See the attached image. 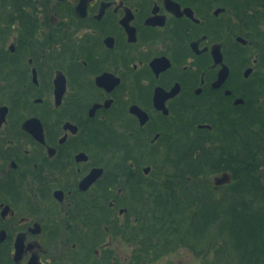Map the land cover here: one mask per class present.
<instances>
[{
  "label": "flooded vegetation",
  "instance_id": "flooded-vegetation-1",
  "mask_svg": "<svg viewBox=\"0 0 264 264\" xmlns=\"http://www.w3.org/2000/svg\"><path fill=\"white\" fill-rule=\"evenodd\" d=\"M196 144L264 151V0H0V259L124 264L126 204Z\"/></svg>",
  "mask_w": 264,
  "mask_h": 264
},
{
  "label": "trees",
  "instance_id": "trees-1",
  "mask_svg": "<svg viewBox=\"0 0 264 264\" xmlns=\"http://www.w3.org/2000/svg\"><path fill=\"white\" fill-rule=\"evenodd\" d=\"M264 151L196 144L165 153L144 183L145 197L132 199L140 248L134 262L151 264L188 246L201 264H264ZM162 174H159V171ZM230 172L217 185L214 175ZM139 235V234H138ZM0 264H11L2 254ZM134 264V263H133Z\"/></svg>",
  "mask_w": 264,
  "mask_h": 264
},
{
  "label": "rangeland",
  "instance_id": "rangeland-1",
  "mask_svg": "<svg viewBox=\"0 0 264 264\" xmlns=\"http://www.w3.org/2000/svg\"><path fill=\"white\" fill-rule=\"evenodd\" d=\"M220 174L221 173H219L218 175H220ZM218 175L217 174L214 175L213 180ZM131 201L132 200H129V202L126 204L129 209L134 208V207H132L133 203ZM133 213H137V212H133ZM129 215H127L126 221H125L126 217H123V219L120 220V222L122 221L124 224L128 223V226L126 229L129 230L128 231L129 233H127V231H125V230L124 231L127 233V236L130 237L129 246L126 245L125 241L117 239L114 241L113 247H114V249H116V251L118 253H120L119 254L120 256H122V255H123V257L127 256V259L122 260V262L124 264H133V263L137 264L138 262H134L135 261L134 259L138 255L137 249L140 248V241H138V237L140 236L138 225H140V224L138 223L136 216L132 215L131 213H129ZM64 234H66V233H64ZM132 236H135V237H132ZM60 237H61V235H60ZM49 244H50L49 246L51 247L49 254L52 255L53 257H57L56 255H59L63 251H67V249H68L67 247H62V246L61 247L60 246H52V244H53L52 242H50ZM70 251H73V249L70 248ZM53 263H56V261L53 260ZM201 263H202V257L201 256H199L195 252H193L188 246H186V247L182 246L173 253H167V254L161 256L157 261H154L151 264H201ZM56 264H58V263H56ZM118 264H120V263H118ZM141 264H146V262L141 263Z\"/></svg>",
  "mask_w": 264,
  "mask_h": 264
},
{
  "label": "water",
  "instance_id": "water-1",
  "mask_svg": "<svg viewBox=\"0 0 264 264\" xmlns=\"http://www.w3.org/2000/svg\"><path fill=\"white\" fill-rule=\"evenodd\" d=\"M230 179H231L230 174L226 172L222 176H216L215 183L217 185H220V184L230 181Z\"/></svg>",
  "mask_w": 264,
  "mask_h": 264
}]
</instances>
